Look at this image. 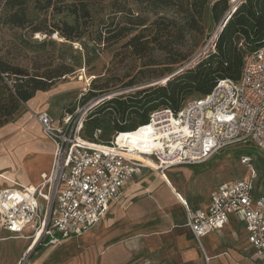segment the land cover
I'll return each mask as SVG.
<instances>
[{
  "label": "rangeland",
  "instance_id": "1",
  "mask_svg": "<svg viewBox=\"0 0 264 264\" xmlns=\"http://www.w3.org/2000/svg\"><path fill=\"white\" fill-rule=\"evenodd\" d=\"M21 1L23 3L19 6L7 7L6 0H0V63L9 69L21 70L26 77L51 76L52 83L44 90H37L28 101L20 102L13 119L1 126H16L15 130L0 136V171L14 175L17 182L21 181L22 173L25 175L22 171L23 164H27L28 175L33 176L47 166L48 162L47 155L41 153L37 156L39 152L33 149L26 154L21 165H14L9 159L19 146L52 144L32 117L33 113L46 110L58 121L65 113L71 114L93 99L99 103L110 95L122 94L120 97L125 98L127 95H134L133 93L139 99L145 95L144 92L137 91L142 87L139 85L154 81L150 84L153 85L175 74V68L183 66L204 46L210 44L217 30V23L211 20L209 9L215 0H208L201 30L186 34L180 44L174 43L171 54L156 46L144 55H135L132 48L125 46L127 40L138 32L143 35V39L152 37L155 28L150 27V24L159 15L170 16V12L162 8L164 6L152 0ZM233 1L228 0L229 6L236 0ZM16 11L25 20L22 26L6 21ZM132 17H140L148 28L142 29L144 26H141L136 30H129L135 21ZM38 23L49 28L62 27L65 23L70 27L72 38L66 39L58 29L50 34L35 31ZM161 31L165 32L166 29ZM55 32L58 34L56 38ZM3 77V81L11 87L13 76L4 74ZM159 85L164 84L157 86ZM99 91L102 92L88 99ZM197 97L196 92L185 93L180 105ZM9 104L10 100L0 95V112H4ZM90 117H94L93 120H89ZM113 118L119 116L105 104L93 108L85 118L82 134L88 136L92 128L99 125L103 130L101 139H109L114 135L109 129ZM18 134L22 141L16 144V149L13 145L8 146L12 139L10 136ZM145 134V129L140 128L119 136L118 141L144 146L147 139ZM243 156L250 158L256 173L257 177L253 180V194L256 195L264 186V155L254 146L229 147L205 163L177 165L167 169L165 175L179 196L172 193L157 176L158 184L163 186L155 185L152 192L146 190L151 192L147 193L143 189L151 186L155 175L141 178V190L126 193V197L122 198L127 200L121 207L124 214L130 204L149 195L155 196L156 191L164 190V186L175 196L166 195L160 205L154 200H145L149 203V211L143 217L129 219L124 214L121 216L122 213L115 212H119L118 207L114 214L86 233L59 239L54 243H35L30 238L14 236L0 227V264H202L200 252H197L196 262L188 259L184 263L180 254L182 243L189 239L185 228L181 230L183 226H178V222L185 221L186 206L183 204L187 203L189 208L204 206L210 192L220 183L236 179L250 180L249 167L241 161ZM150 158L154 159L152 156ZM45 171L46 169L39 171L36 178L33 177V182L38 181L39 174ZM149 172L152 173L151 170ZM28 175L21 182L30 184ZM7 185H10L9 182L0 178V190ZM118 202L114 206L123 204ZM166 221L168 229L164 227ZM225 230L230 236L222 241V246L243 249L241 225L231 223ZM208 239L211 244H216L219 237L214 235ZM241 256V259L250 264H264V258H258L252 251L246 250Z\"/></svg>",
  "mask_w": 264,
  "mask_h": 264
},
{
  "label": "built area",
  "instance_id": "2",
  "mask_svg": "<svg viewBox=\"0 0 264 264\" xmlns=\"http://www.w3.org/2000/svg\"><path fill=\"white\" fill-rule=\"evenodd\" d=\"M80 108L58 121L46 110L32 114L53 144L52 162L37 185L0 190V227L12 235L46 243L81 235L106 216L133 176L148 169L165 173L177 165L202 164L235 146H254L264 155V39L244 54L237 80H218L208 93L177 111L152 110L147 123L136 129L149 132L151 152L118 144L119 136L128 132L102 140L101 128H95L84 136L91 108L85 117ZM241 161L249 167L250 180L220 184L205 208L186 209V225L199 240L234 215L244 223L255 254L264 257V186L253 194L256 173L248 156Z\"/></svg>",
  "mask_w": 264,
  "mask_h": 264
},
{
  "label": "trees",
  "instance_id": "3",
  "mask_svg": "<svg viewBox=\"0 0 264 264\" xmlns=\"http://www.w3.org/2000/svg\"><path fill=\"white\" fill-rule=\"evenodd\" d=\"M152 1L164 6L162 8L169 11L170 16L159 15L150 24V27L155 28L152 37L143 39V35L138 32L127 40L125 46L132 48L135 55H144L156 46L159 50L171 54L174 43L180 44L186 34L201 30L203 16L208 8V0ZM22 3L21 0H6L5 5L14 7ZM229 8L228 0H215L210 5V17L212 21L217 23V30L207 46L208 52L205 55L198 57L194 62L189 63L163 81L137 89V91L140 90L145 94L139 99L135 97V93H133L134 95H127L125 98L120 97L122 94H114L103 98L91 110L105 104L115 115L119 116V118H113L111 121L112 124L109 127L111 132H131L147 123L148 115L152 110L165 107L174 111L180 109L184 105L181 106L180 104L185 93L196 92L199 97L208 93L220 79L237 80L240 76L244 54L263 42L264 0H239L232 9L229 10ZM132 18L135 21L129 30H136L135 28L141 26H144L142 29L148 28L140 17ZM223 20L224 23L220 25ZM6 21L22 26L25 20L22 14L16 11L9 15ZM39 24L36 25L35 31L50 34L54 29H58L66 39L72 38L70 27L65 23L62 27L56 26V28H49L47 25L42 27ZM159 25H163V27L160 28ZM161 29H166V31L162 32ZM54 35L56 38L57 32ZM4 74L13 76L14 83L11 87H8L7 83L3 81ZM26 76L17 68L9 69L0 63V95L10 100L6 110L0 112V127L13 119L15 111L21 103L32 98L37 90H44L52 83L51 76ZM158 84L164 85L157 86ZM101 92L92 94L93 96L88 99ZM159 105L163 107H159ZM93 118L90 117L89 120H93ZM95 128L102 130L99 125L94 126L92 130Z\"/></svg>",
  "mask_w": 264,
  "mask_h": 264
},
{
  "label": "crops",
  "instance_id": "4",
  "mask_svg": "<svg viewBox=\"0 0 264 264\" xmlns=\"http://www.w3.org/2000/svg\"><path fill=\"white\" fill-rule=\"evenodd\" d=\"M15 129H16V126L11 127V124L10 125H6L4 127H1L0 128V136L3 135L7 131H13ZM10 135H12V134H10ZM10 138H12L11 139V142L8 143L7 145L8 146L9 145H11V146L13 145L14 149H16V147H17L16 144L22 141L21 137L18 134L17 136H13V137L10 136ZM10 138H8V139H10ZM52 145L53 144H51V145H47V144L41 145V144L38 143V145H35L34 144V146H32V145H29V146H19L18 149L15 150L14 153H12V156H10V158H9L10 159V162L12 164H14V165L15 164L21 165L23 163V161L25 159V156H26V154L28 152H30L32 149L33 150H37L39 152V153L36 154L37 156H38V154H41V153H44L45 155L48 156L47 166H45L43 168V169H46L45 173H48L49 170H50V167H51V162H52V155H53V146ZM36 155H35V158H37ZM29 163L31 164V162H29ZM23 165H24L23 166L24 168L22 169V171L24 172L25 175H23V173L21 174L23 176L22 179H21V181H25L26 180L25 179L26 178L25 176L28 175V173L26 172V170H27L26 165L27 164H23ZM185 166H187V165H185ZM43 169H40L39 171H41ZM39 171L36 174H33V176H29L28 175L30 177L29 179L31 181L30 184L28 182H26L25 184L24 183L17 182L16 184L7 185V187H10V186H20V185H37L41 181L40 174H39V177H38L39 180L38 181H35V182H33V181L35 180L34 178H36V176L38 175ZM165 173H164V175H165ZM151 174H154L155 175V180H154L153 183L151 182V186H147L145 189H143V191L150 190L152 192L153 188H155V185H157V187L163 186V185H159L158 182H157V177H158L160 179V181L163 183L162 177L160 175H158L157 173H155V172L153 173V171H152V173H150L149 170H145L141 174H138V175L133 176L125 184V186L123 187V189H122L120 195L117 197V199L111 204L110 209H109L108 213L106 214V216L103 219H101L98 223L94 224L92 227H94L95 225H98L101 222L105 221L108 218L109 215L114 214V211L117 210L118 207H119V212L118 211H115V212H116V214H121L122 213L121 214V216H122L124 214V212H122L121 207H123L124 204H125V202L127 201V200L124 201V199L122 200V198L126 197V193L131 194L135 190L136 191L137 190H141L140 184L142 183L143 180H140V179L143 178V177H146L148 175H151ZM223 183H226V182H223ZM220 184H222V183H220ZM163 188H164V190L161 191V192L159 190L156 191V193H155L156 195L155 196H150L149 195L148 197H146L144 199L136 200L134 203H132V205L130 204L128 206L127 210H126L127 213H125L124 216L127 217V218H129V219H134V218H138V217L145 216V214L149 211V208L147 206V205H149V203H148V201H145V200H149V199L151 201L154 200L155 202H157L160 205V203L162 202V200L164 201L166 199L165 198L166 195L172 194V193H170V191L168 190V188H166L165 186ZM215 189H213L210 192L208 202L204 206H198V207L189 208L187 206L188 205L187 203H185L183 205L186 206V209L188 208V209H192V210L193 209H197V208H205L209 204L210 199H211V195H212V193H213V191ZM150 191L149 192L146 191V192L147 193H151ZM120 199H121V201H119ZM175 200H176L177 204H179V206H182V204L180 202H178L177 199H175ZM116 202H118V203H120V202L122 203L123 202V204H121V206H118L120 204H118L117 206H114V204ZM186 219H187V211H186V214H185V221L184 222H180V223L178 222V226H183V227H181V230H182V228H185V232L189 236V239L187 241L185 240L186 243L183 242L182 245H181L182 249L180 251V254H181V257L183 258L184 263L188 259H193L196 262L195 259L198 256V253L197 252H200L201 255H202V258H203L202 264H204V263L205 264H250V263L246 262L245 260L241 259V257H242L241 254L244 251H246V250L252 251L253 255L257 256L258 258H264V257H260V256L256 255L254 248L249 245V243L247 242V238H246L247 231L245 229V225L236 216L230 215L228 222L224 225L223 228H221L220 230L213 231V232H211V233H209V234L201 237L199 240H197L192 235L191 231L187 227V225H186ZM231 223H236L237 225H241V227L243 229V242H244V248L243 249L235 248V247H231V246H226V245L225 246H222V241L225 238L227 239V236H230V234H228L226 232L225 227L226 226H229ZM164 227H165V229L168 227L167 221H166ZM91 228H89L87 231H89ZM87 231H85L83 233H86ZM214 235H218L219 240L216 242V244H211L208 241L209 240L208 238L211 237V236H214ZM73 237H76V236H71L69 238H73Z\"/></svg>",
  "mask_w": 264,
  "mask_h": 264
},
{
  "label": "bare ground",
  "instance_id": "5",
  "mask_svg": "<svg viewBox=\"0 0 264 264\" xmlns=\"http://www.w3.org/2000/svg\"><path fill=\"white\" fill-rule=\"evenodd\" d=\"M237 1H239V0H236L232 5H231V7H230V9H232L235 5H236V3H237ZM234 5V6H233ZM224 23V20L222 21V22H220V25H222ZM211 48H213V47H211ZM208 52V48H207V45L206 46H204L203 48H202V50L200 51V52H198L197 54H195V56L191 59L192 61L191 62H194L198 57H200V56H203V55H205L206 53ZM190 62V63H191ZM186 66V64H184L183 66H182V68L183 67H185ZM99 101V100H98ZM97 103V100L96 99H93V100H91L90 101V103H88V104H86V105H84L82 108H80V114H83V113H85L84 111L85 110H87V108H92L95 104ZM84 115V117L86 116V114H83ZM145 129V128H144ZM145 135H147V139H146V141H145V143L143 144L144 146H136L135 144H132V143H129V144H125V145H127V146H130L131 148H133V147H137V148H140V149H143V150H146V151H148V152H151V149L149 148V147H151L152 146V142H151V137H150V135H149V132L145 129ZM117 141H118V139H117ZM118 144H124V143H122V142H117ZM146 161L148 162V164L149 165H151L152 167H155L154 165H155V163L152 161V160H150V159H146ZM160 173V174H159ZM158 175H160L161 177H162V180H163V184H165L169 189H170V191L172 192V193H175V195H177V196H179L178 194H177V191L175 190V188H174V186H173V184L171 183V181L164 175V173H161V172H158L157 173ZM0 178H2V179H4L5 181H7V182H9V184H16L17 183V178H15L14 177V175H7L5 172H1L0 171ZM19 183H23V182H19ZM162 183V182H161ZM24 186H34V185H24ZM11 187V186H10ZM17 193H18V191H17ZM19 194V193H18ZM35 243H36V241H34Z\"/></svg>",
  "mask_w": 264,
  "mask_h": 264
},
{
  "label": "water",
  "instance_id": "6",
  "mask_svg": "<svg viewBox=\"0 0 264 264\" xmlns=\"http://www.w3.org/2000/svg\"><path fill=\"white\" fill-rule=\"evenodd\" d=\"M234 1H235V0H234ZM234 1H233V2H234ZM237 2H238V1H237ZM233 6H234V5H233ZM230 7H231V6H230ZM229 10H230V8H229ZM229 10H228V11H229ZM201 50H202V49H201ZM201 50H200V51H201ZM200 51H199V52H200ZM191 61H192V60H190L189 62H187L186 65H188ZM181 66H182V65H181ZM181 66H179V67H181ZM179 67H178V68H179ZM178 68H177V69H178ZM177 69L175 70V73L178 72V71L180 70V69H178V70H177ZM181 69H182V68H181ZM153 82H154V81L143 83V84L139 85V87H141V86L143 87V86H146V85H150V84H152ZM134 87H136V86H134Z\"/></svg>",
  "mask_w": 264,
  "mask_h": 264
}]
</instances>
